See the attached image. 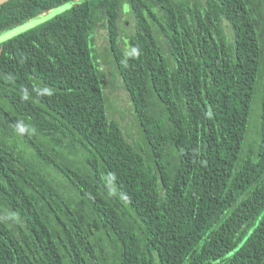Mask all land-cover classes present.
Instances as JSON below:
<instances>
[{
	"label": "trees",
	"instance_id": "trees-1",
	"mask_svg": "<svg viewBox=\"0 0 264 264\" xmlns=\"http://www.w3.org/2000/svg\"><path fill=\"white\" fill-rule=\"evenodd\" d=\"M64 4L0 41V264H264V0H8L0 33Z\"/></svg>",
	"mask_w": 264,
	"mask_h": 264
},
{
	"label": "rangeland",
	"instance_id": "rangeland-1",
	"mask_svg": "<svg viewBox=\"0 0 264 264\" xmlns=\"http://www.w3.org/2000/svg\"><path fill=\"white\" fill-rule=\"evenodd\" d=\"M68 4H64L61 5L59 7H56L46 13H44L43 15H40L38 17H35L23 24L17 25L5 32L0 33V41H3L9 37H12L24 30H26L27 28L41 22L44 19H47L53 15H55L56 13H58L59 11H61L62 9H64L65 7H67ZM122 25H123V31L121 33L123 40H125V30L129 29V25L132 22V18L131 16L128 14L127 10L126 12H123V17H122ZM126 24V26H125ZM93 45L95 46V50H96V54L98 55L99 58V64L102 67V69L105 71L104 72V76L105 78H103L105 81V84H107L105 90L108 93V101L107 103L110 105V109L113 111V115L115 116V118L119 121V123L121 124V126L123 127V129L125 130V128L127 129V131L129 133H131V136L133 137V140H136L138 142H141V140L139 139V134L136 130V127L134 125V128H132V122L135 121L134 119V112L132 111V106H131V102L130 99L128 97L127 92L125 91V89L121 86L120 84V80L119 82L116 80V76L112 82V77L110 76V71H112V63L110 61V57H109V53L106 51V46H107V42H106V38H105V31L104 29H100L96 32V40L93 43ZM111 77V79H110ZM114 86H113V85ZM112 85V87H111ZM108 105V107H109ZM126 126V127H125ZM264 212V209L262 210V212L257 216V218L255 219L256 223L259 219V217L262 215V213ZM252 226L249 227V229H251ZM232 252V251H231Z\"/></svg>",
	"mask_w": 264,
	"mask_h": 264
},
{
	"label": "clouds",
	"instance_id": "clouds-1",
	"mask_svg": "<svg viewBox=\"0 0 264 264\" xmlns=\"http://www.w3.org/2000/svg\"><path fill=\"white\" fill-rule=\"evenodd\" d=\"M46 91H47V94L48 95H51L52 94L51 90H46Z\"/></svg>",
	"mask_w": 264,
	"mask_h": 264
},
{
	"label": "water",
	"instance_id": "water-1",
	"mask_svg": "<svg viewBox=\"0 0 264 264\" xmlns=\"http://www.w3.org/2000/svg\"><path fill=\"white\" fill-rule=\"evenodd\" d=\"M8 0H0V5Z\"/></svg>",
	"mask_w": 264,
	"mask_h": 264
},
{
	"label": "flooded vegetation",
	"instance_id": "flooded-vegetation-1",
	"mask_svg": "<svg viewBox=\"0 0 264 264\" xmlns=\"http://www.w3.org/2000/svg\"><path fill=\"white\" fill-rule=\"evenodd\" d=\"M124 11L126 12V9H125V7L123 8V11H122V13H123ZM94 42H95V41H93V43H94Z\"/></svg>",
	"mask_w": 264,
	"mask_h": 264
},
{
	"label": "snow or ice",
	"instance_id": "snow-or-ice-1",
	"mask_svg": "<svg viewBox=\"0 0 264 264\" xmlns=\"http://www.w3.org/2000/svg\"><path fill=\"white\" fill-rule=\"evenodd\" d=\"M68 7H70V5Z\"/></svg>",
	"mask_w": 264,
	"mask_h": 264
}]
</instances>
